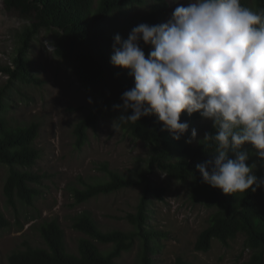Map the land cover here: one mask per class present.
I'll use <instances>...</instances> for the list:
<instances>
[{
  "label": "trees",
  "instance_id": "16d2710c",
  "mask_svg": "<svg viewBox=\"0 0 264 264\" xmlns=\"http://www.w3.org/2000/svg\"><path fill=\"white\" fill-rule=\"evenodd\" d=\"M178 0H3L6 10L20 12L32 18V25L21 33L22 45L18 48L11 64L0 65V72L7 80L0 85V162L9 166L3 193L7 203L15 208L20 199L32 205L40 194L39 184L42 175L30 168L36 164L40 149L34 142L38 137L40 122L33 120L25 126L9 127L2 113L6 107L5 97L12 80L32 82L31 67L26 51L30 39L40 28H48L58 34L53 50L58 57L73 62V73L84 86L97 92L96 103L88 109L86 116L73 128L74 146L80 149L87 140V129L95 127L101 112L115 114V125L133 138L151 146L148 170L140 172L138 180L129 178L109 167L107 161L96 162V168L103 175L93 182H83V187L70 188L73 204L85 202L100 194L116 192L131 185L143 184V193L134 213L126 214V220L133 229L122 231L112 229L102 231L88 211H82L72 217L71 226L86 235L77 243L78 254L67 251L64 230L57 218L43 222L40 234L46 244L15 250L7 257L8 264H116L122 252L130 250L135 241L139 242L136 264H156L154 256L161 247L160 239L167 233L148 226L149 196L162 198L165 188L156 186L148 176L153 167H157L173 180L187 185L189 197L208 208H214L207 227L201 231L200 241L205 242L201 249H208L212 238L226 240L238 234L244 237V246L250 250L246 264H264V186L245 193L225 194L220 188L203 182L196 168L198 163L212 159L215 145L204 141L206 132L215 133L212 122L200 124L197 135L191 143L193 124L203 118L199 112L191 115L181 113V122H187L188 131L179 140L172 133L162 130L163 122L155 115L141 117L135 123L119 120L121 109L114 104H122L121 95L134 87V77L130 70L113 66L110 62L113 54L114 36L120 34L126 39L131 29L141 23L150 25L166 23ZM241 3L254 11H264V0H241ZM128 9L127 17L115 18ZM131 10V11H130ZM125 14V13H124ZM141 47L147 55L150 45ZM131 111L129 110V113ZM211 145V146H209ZM249 153L246 164L252 168V174L264 180V160L251 144L240 149ZM230 159H235L231 149ZM210 170V169H209ZM255 187V185L253 186ZM9 220L0 210V230L8 227ZM96 242L110 244L100 249ZM173 264H192L177 257Z\"/></svg>",
  "mask_w": 264,
  "mask_h": 264
},
{
  "label": "rangeland",
  "instance_id": "374dc122",
  "mask_svg": "<svg viewBox=\"0 0 264 264\" xmlns=\"http://www.w3.org/2000/svg\"><path fill=\"white\" fill-rule=\"evenodd\" d=\"M187 2L178 0L177 3L186 6ZM128 12L126 9L125 14L115 18H126ZM13 21L19 22V27ZM31 25V17L6 10L0 0V65L11 64L22 45L21 33ZM57 40L56 32L40 28L31 37L25 54L33 81L12 80L7 89L2 113L7 125L25 126L33 120L41 124L34 142L40 156L30 169L42 175V179L35 184L40 194L33 204L17 199L13 208L3 193L9 166L0 162V210L10 222L0 230V264H8V255L27 244L45 247L40 227L52 218L60 223L67 251L73 254H78V239L86 237L71 226L72 217L82 211H88L102 231L131 230L133 226L125 216L136 211L143 193V184L131 185L73 204L72 186L83 187V182H93L103 175L96 168V162L107 161L110 168L138 180L140 172L148 170L152 150L149 144L118 128L115 114L107 111L100 113L95 127L87 129V140L82 147L75 148L74 125L86 116L98 94L78 81L72 61L54 54ZM6 78L0 72V85ZM198 122L193 124L194 129L200 124H210L211 120L203 117ZM148 176L156 186L165 188L161 199L149 196L147 224L167 233L160 239L161 247L154 256L156 264H173L179 256L192 264H246L250 250L245 248L241 234L224 241L212 238L208 249H201L205 245L200 241L201 231L207 227L214 208L193 202L186 184L169 178L156 166ZM96 243L100 249L110 247V244ZM138 252L136 240L130 250L121 253L116 264H136Z\"/></svg>",
  "mask_w": 264,
  "mask_h": 264
},
{
  "label": "clouds",
  "instance_id": "9594fccd",
  "mask_svg": "<svg viewBox=\"0 0 264 264\" xmlns=\"http://www.w3.org/2000/svg\"><path fill=\"white\" fill-rule=\"evenodd\" d=\"M141 41L151 46L147 58ZM110 62L134 77L122 104L113 105L122 110L119 120L155 115L179 140L189 128L181 113L199 112L216 130L203 139L215 145L214 157L196 165L203 182L225 194L264 186L246 164L249 153L240 150L251 144L264 160V11L241 0H188L166 23H141L126 39L116 34ZM196 135L192 129L186 143Z\"/></svg>",
  "mask_w": 264,
  "mask_h": 264
}]
</instances>
